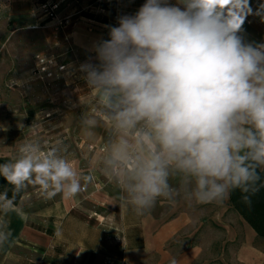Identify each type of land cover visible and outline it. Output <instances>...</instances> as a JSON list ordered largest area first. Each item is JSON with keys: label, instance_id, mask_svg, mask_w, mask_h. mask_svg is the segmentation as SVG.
<instances>
[{"label": "clouds", "instance_id": "obj_1", "mask_svg": "<svg viewBox=\"0 0 264 264\" xmlns=\"http://www.w3.org/2000/svg\"><path fill=\"white\" fill-rule=\"evenodd\" d=\"M179 2L183 9L146 0L135 15L119 17L118 26H108L109 39L94 45L98 63L80 66L116 133L102 172L122 185L137 214L158 198L175 204L181 192L189 202L210 204L233 190L264 186L258 172L264 168V44H245L238 35L253 14L250 0ZM262 13L264 3L256 11ZM81 122L89 134L99 123L95 114ZM18 152L0 164L15 192L32 185L45 199L72 198L92 179L58 147L44 151L28 142ZM242 199L249 202V195ZM13 204L7 192L0 194V212ZM4 228L0 244L11 235Z\"/></svg>", "mask_w": 264, "mask_h": 264}, {"label": "crops", "instance_id": "obj_2", "mask_svg": "<svg viewBox=\"0 0 264 264\" xmlns=\"http://www.w3.org/2000/svg\"><path fill=\"white\" fill-rule=\"evenodd\" d=\"M94 1L0 0V164L2 137L20 132L22 127L17 124L26 126L43 120V116L53 117L36 124L29 138L42 140L39 144L44 151L58 147L59 154L71 161L81 176L92 177L75 197L57 194L45 199L39 186L29 185L15 192L14 186L0 176V194L7 192L14 201L13 210L0 212V225L11 233L0 244V264H103L108 258L116 264H171L172 260L176 264H200L207 252L206 243H222L221 233L226 227L231 229L233 216L256 236L229 206V199L197 204L185 200L181 192L175 204L158 198L151 210L137 214L127 203L122 185L103 174L102 161L116 133L108 117L98 111L86 80L80 79L76 57H95L94 45L109 39L108 26H118L121 16L135 15L146 0H111L107 10L94 7ZM165 2L184 7L179 0ZM262 3L264 0H250L253 24L238 33L245 44H264V13L256 14ZM53 5L92 9L91 13L100 12L107 22L78 17L71 31L65 33L55 21L41 15L40 8ZM68 54L73 56L70 66L74 80L69 84L73 94L81 90L92 96L80 109L74 102L68 107L57 98L50 102L54 106L44 103L36 107L26 89L38 82V58H54L57 64ZM86 114H95L99 121L91 134L81 122ZM170 184L179 186L178 180L170 179Z\"/></svg>", "mask_w": 264, "mask_h": 264}, {"label": "rangeland", "instance_id": "obj_3", "mask_svg": "<svg viewBox=\"0 0 264 264\" xmlns=\"http://www.w3.org/2000/svg\"><path fill=\"white\" fill-rule=\"evenodd\" d=\"M41 15L55 21V25L58 29H62L65 33H69L73 22L78 17H82V13L91 12L92 9H80L64 8L60 9L57 6H47V8H40ZM100 9V8H99ZM96 16L101 17L100 12H96ZM73 56L68 54L62 56L57 64L54 58L41 57L38 58V64H36V73L38 74V81L35 86L26 89V92L31 95L32 100L36 107L42 106L44 103H50L55 98L62 99L63 102L76 103V108L80 109L86 103V98L92 96V94H84L83 91H79L73 94L72 89L69 87L72 80H74V69L70 66ZM79 60V66L84 63H98L95 57H83L77 56ZM68 66L60 69L59 66ZM45 71H42V69ZM35 73V72H34ZM80 79H85V73L80 70ZM78 78V77H77ZM88 91V90H87ZM90 91V90H89ZM77 96H79L77 98ZM27 96L25 95V98ZM28 99V98H27ZM59 100H57L58 102ZM90 102V101H89ZM55 103L50 106H54ZM69 107V106H68ZM43 120L34 121L30 125H18L22 127L20 132H11L2 137V163L13 162L18 158V149L20 145L28 142L40 143L42 140L36 138H29L31 132L37 128L36 124H42L46 121H50L52 118H45ZM48 124V123H47ZM228 218V217H227ZM230 220V218H228ZM231 229L226 227L222 231V243H206L205 259L200 264H264V239L257 238L241 221L237 223L232 218ZM236 238V239H235ZM235 239V242L233 241ZM221 241V240H220ZM211 245V246H210Z\"/></svg>", "mask_w": 264, "mask_h": 264}, {"label": "trees", "instance_id": "obj_4", "mask_svg": "<svg viewBox=\"0 0 264 264\" xmlns=\"http://www.w3.org/2000/svg\"><path fill=\"white\" fill-rule=\"evenodd\" d=\"M93 5L102 10L108 9L107 5L99 0H95ZM82 17L100 23L107 22L89 11L82 13ZM258 172L261 177L260 184L264 185V168L258 169ZM257 187L259 190L254 193L251 189L244 194L239 189L233 190L229 197V206L254 231L257 238L264 239V186ZM242 195H249V202H245Z\"/></svg>", "mask_w": 264, "mask_h": 264}, {"label": "built area", "instance_id": "obj_5", "mask_svg": "<svg viewBox=\"0 0 264 264\" xmlns=\"http://www.w3.org/2000/svg\"><path fill=\"white\" fill-rule=\"evenodd\" d=\"M101 2L105 3V4H108V5L111 4V0H101ZM43 8H47V6H45ZM252 24H253V20H252L251 15H249V16L246 17V19H245V21H244V23L242 25V28L243 27H250V26H252ZM42 71H45V69L43 68ZM103 264H116V263H115V261L113 259L108 258V259H106L104 261ZM121 264H124V263H121Z\"/></svg>", "mask_w": 264, "mask_h": 264}]
</instances>
